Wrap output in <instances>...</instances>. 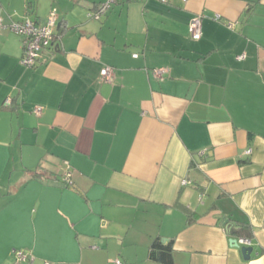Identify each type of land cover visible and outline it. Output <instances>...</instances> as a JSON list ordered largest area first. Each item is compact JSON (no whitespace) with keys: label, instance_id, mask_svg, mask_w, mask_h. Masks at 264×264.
Here are the masks:
<instances>
[{"label":"crops","instance_id":"crops-1","mask_svg":"<svg viewBox=\"0 0 264 264\" xmlns=\"http://www.w3.org/2000/svg\"><path fill=\"white\" fill-rule=\"evenodd\" d=\"M104 1L0 0V264H264V0ZM51 9L28 67L7 25Z\"/></svg>","mask_w":264,"mask_h":264},{"label":"built area","instance_id":"built-area-1","mask_svg":"<svg viewBox=\"0 0 264 264\" xmlns=\"http://www.w3.org/2000/svg\"><path fill=\"white\" fill-rule=\"evenodd\" d=\"M117 0H105L100 3L96 10L93 13H89V16H93L96 19H99L101 15H103L112 4L116 3ZM57 22V13L55 9H51L46 21L41 24L37 23L27 16L22 17L20 20H15L10 22L9 28L14 33L18 34L22 37L23 43V56L21 58V63L28 67L35 66L39 59L41 58L43 50L49 49L53 45L54 38V29ZM202 15L197 14L191 18L189 23V33L190 38L193 40H198L201 38L202 34ZM231 26V24L229 25ZM134 57L137 54H133ZM243 55L238 56L241 59ZM111 67H103L100 71V74L103 79L109 80L111 74ZM164 69H154V75H162L164 74ZM5 103H9V99H6ZM33 111L38 114L41 111V106L34 107ZM250 149H247L245 153H249ZM71 172L69 167H67L66 172L64 173L62 180L66 184H71L72 181L70 179ZM185 181H183L184 183ZM238 244V248L241 246H252L251 239L246 237H238L235 238ZM15 258L17 261H22L26 259V254L23 251H15ZM44 264H48L47 262ZM114 264H123L120 260L116 259Z\"/></svg>","mask_w":264,"mask_h":264},{"label":"trees","instance_id":"trees-1","mask_svg":"<svg viewBox=\"0 0 264 264\" xmlns=\"http://www.w3.org/2000/svg\"><path fill=\"white\" fill-rule=\"evenodd\" d=\"M118 1L119 0H117L116 2H118ZM28 6H29V4H28ZM18 20H20V19H18ZM12 21H15V20H12ZM9 24L7 26H9ZM22 56H23V54H22ZM22 56H21V58H22ZM7 99H9V103L8 104L5 103V101H6V99H5V101L3 103L4 106H8L11 103V99L10 98H7ZM61 181L63 182L62 177H61ZM63 184L65 186L69 187L72 183L69 185V184H66L65 182H63ZM222 224H223V227L225 228L227 234L229 235V238L246 237V238L251 239V236H252L251 226L244 224V223L239 224L236 222H232L230 220H223ZM148 256L151 260L156 261V262H160L163 264H173L174 261H173L172 241L163 242L160 238L154 239L152 241L150 247H149Z\"/></svg>","mask_w":264,"mask_h":264},{"label":"water","instance_id":"water-1","mask_svg":"<svg viewBox=\"0 0 264 264\" xmlns=\"http://www.w3.org/2000/svg\"><path fill=\"white\" fill-rule=\"evenodd\" d=\"M229 244L234 247H238V244L235 238H230ZM252 250H253L252 246H241L240 252L243 256V259L248 260L251 257Z\"/></svg>","mask_w":264,"mask_h":264}]
</instances>
